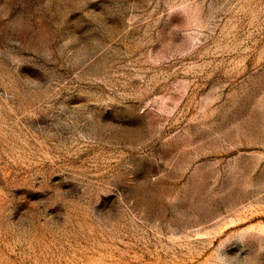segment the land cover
Segmentation results:
<instances>
[{
  "label": "rangeland",
  "instance_id": "obj_1",
  "mask_svg": "<svg viewBox=\"0 0 264 264\" xmlns=\"http://www.w3.org/2000/svg\"><path fill=\"white\" fill-rule=\"evenodd\" d=\"M0 264H264V0H0Z\"/></svg>",
  "mask_w": 264,
  "mask_h": 264
}]
</instances>
